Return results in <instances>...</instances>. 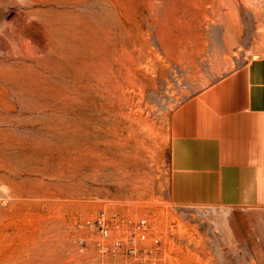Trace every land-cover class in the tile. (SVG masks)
<instances>
[{
    "label": "rangeland",
    "instance_id": "1",
    "mask_svg": "<svg viewBox=\"0 0 264 264\" xmlns=\"http://www.w3.org/2000/svg\"><path fill=\"white\" fill-rule=\"evenodd\" d=\"M261 54L264 0H0V264H264V214L167 188L175 109ZM100 211L155 251L103 255Z\"/></svg>",
    "mask_w": 264,
    "mask_h": 264
},
{
    "label": "crops",
    "instance_id": "2",
    "mask_svg": "<svg viewBox=\"0 0 264 264\" xmlns=\"http://www.w3.org/2000/svg\"><path fill=\"white\" fill-rule=\"evenodd\" d=\"M167 188L177 207L264 214V54L175 109Z\"/></svg>",
    "mask_w": 264,
    "mask_h": 264
},
{
    "label": "built area",
    "instance_id": "3",
    "mask_svg": "<svg viewBox=\"0 0 264 264\" xmlns=\"http://www.w3.org/2000/svg\"><path fill=\"white\" fill-rule=\"evenodd\" d=\"M81 227L90 230L92 244L103 255H142L146 258L159 244V238L154 237L153 247L140 246V243L145 242L152 231V226L146 218L132 221L121 214L109 215L105 211H100L94 217L82 220ZM80 244L85 246L87 242L81 238Z\"/></svg>",
    "mask_w": 264,
    "mask_h": 264
}]
</instances>
